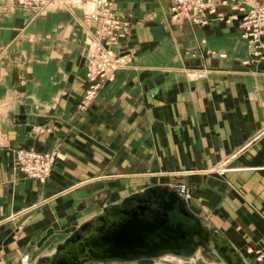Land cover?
<instances>
[{
  "label": "crops",
  "instance_id": "obj_1",
  "mask_svg": "<svg viewBox=\"0 0 264 264\" xmlns=\"http://www.w3.org/2000/svg\"><path fill=\"white\" fill-rule=\"evenodd\" d=\"M114 10L130 22L117 49L133 61L82 110L89 48L81 9L36 15L0 0V130L7 139L0 146V264L50 263L58 243L40 239L55 213H41L43 203L99 179L157 173L184 179L202 228L252 264L221 225L235 221L246 230L257 220L263 229L248 235L264 236V220L251 212L264 211V61L239 64L248 53L235 22L176 23L161 0H115ZM39 127L47 130L32 132ZM54 142L59 150L45 182L15 168L16 149L50 150ZM220 161L229 170L213 174ZM155 162L157 173L144 169Z\"/></svg>",
  "mask_w": 264,
  "mask_h": 264
},
{
  "label": "water",
  "instance_id": "obj_2",
  "mask_svg": "<svg viewBox=\"0 0 264 264\" xmlns=\"http://www.w3.org/2000/svg\"><path fill=\"white\" fill-rule=\"evenodd\" d=\"M75 232L49 264L131 263L163 255L188 260L203 240L221 264H247L231 242L202 228L182 197L161 186L128 195L113 214L81 225Z\"/></svg>",
  "mask_w": 264,
  "mask_h": 264
},
{
  "label": "built area",
  "instance_id": "obj_3",
  "mask_svg": "<svg viewBox=\"0 0 264 264\" xmlns=\"http://www.w3.org/2000/svg\"><path fill=\"white\" fill-rule=\"evenodd\" d=\"M19 7L32 10L33 13H45L55 9H82V23H86L84 41L92 43L86 55L89 77L83 98L79 101L81 108H86L96 97L97 93L113 78L118 70L128 67L127 55L114 57L110 55L121 40L129 34L128 21L120 17L114 10L113 0H12ZM168 4L172 19L176 23L183 21L190 24H205L210 21L222 23L235 22L238 33L249 47H253L251 59L264 56V2L257 0H161ZM219 6L228 7L231 12L219 9ZM92 33V35H89ZM101 41V42H100ZM117 56V55H115ZM223 56V55H222ZM125 59V60H124ZM249 60H245L247 63ZM99 70V71H98ZM56 151H38L25 147L17 149L15 162L17 170L24 176L39 182L46 181L51 175L55 163ZM186 202L191 197L187 185H176L174 190ZM257 260L264 258V252L257 253Z\"/></svg>",
  "mask_w": 264,
  "mask_h": 264
},
{
  "label": "rangeland",
  "instance_id": "obj_4",
  "mask_svg": "<svg viewBox=\"0 0 264 264\" xmlns=\"http://www.w3.org/2000/svg\"><path fill=\"white\" fill-rule=\"evenodd\" d=\"M113 1L115 3V0H113ZM224 7L219 6V9H222ZM123 18L128 21V25L130 27L129 20L125 17H123ZM208 23L199 24V25L205 26ZM232 23H225V24H232ZM130 30H131V28L129 29V32H130ZM244 42H245L248 54L245 55V57H243L244 60H241L239 62V64L241 63L242 66L245 67L246 69H249L247 67L249 65L254 64V66H255V65L261 64L264 61V56L263 57L257 56V59H255L253 61L251 59L252 56L250 54L251 53L250 51H253V47L251 46L248 48L247 42L245 40H244ZM263 42H264V40H263ZM110 55H111V57L113 56L114 59L118 56L127 55L130 58L129 62L127 64L128 67L131 64V62L133 61V56L131 55L130 52L121 53L117 49V47L114 48V50L112 51V53H110ZM115 55H117V56H115ZM246 59L249 60L247 63H245ZM128 67H126V68H128ZM98 93H97V95H98ZM84 94H85V92H84ZM82 98H83V96H82ZM235 98L236 97H234V99ZM88 106L86 108H84V110H86L88 108ZM0 110H1V108H0ZM46 130H47L46 127H39V128L33 129L32 132L39 134V133H44V131H46ZM5 136H6V133L0 130V146H3L7 142V139ZM58 145L59 144L57 142H54V144L52 145V148L50 150H41V151L50 152V151L55 150L56 151L55 162H56V156H57L58 150H59ZM16 151H17V149L15 150V153H16ZM14 160H15V155H14ZM155 163H150L148 165V167L146 166V167H144V169H149V170H151L150 172L157 173L158 169L160 170V162H158V163L155 162ZM216 164H218V165L223 164L220 168L228 169L227 167H229V165L227 166L226 161H220L219 163H216ZM54 165H55V163H54ZM54 165H53V167H54ZM218 165H215L213 168H215ZM15 168L17 169L16 163H15ZM52 170H53V168H52ZM105 170L106 169H104V171ZM135 170H137V169H135ZM228 170H226V171H228ZM107 171H108V169H107ZM226 171L219 172L216 169H215V171L211 170V172L213 174L217 173L219 175L227 173ZM212 173H209V174H212ZM26 177H27V179L35 180V179L30 178L28 176H26ZM108 180H110V181H108V182L107 181H100V179H99L97 181H94L95 183L89 182V183H86L82 186L72 188L70 191L64 193L63 195L56 197L55 198L56 200H50L48 202L43 203L42 206H39V211L41 213L44 212L45 216L50 217L52 215V213H55V215H54L55 218H57V216H58V219L53 218L54 221L51 220L47 224H44L43 229H42L43 237L40 239L41 240L40 243L42 244V243H44L45 240H46L45 242L50 240L51 242L52 241L57 242L58 246L60 244H63L65 242V240L70 235H72V233H74V231H76L79 228L80 225H83L86 222L92 221V220H94L100 216H103V215L109 213V212H113L114 209H116L117 207H120L122 205L124 200L130 194H138V193L143 194L148 188H157L158 186L168 187V188H171L170 191H172V190L174 191L176 188V185H179V184L187 185L191 191L190 186L183 181L184 179H181V177H179V175H172V174L169 176V180L164 179V177L161 176V173H157L155 175H149V176H147V175L143 176L142 175V176H137V177L136 176L135 177H130V176H128V177H120V176L115 177L114 176L113 178L111 177ZM35 181H37V180H35ZM37 182H39V181H37ZM39 183H41V182H39ZM230 188L233 191H235L238 195H241L240 189L235 184L231 183ZM191 197H192V191H191ZM55 202H56V204H54ZM256 210L258 211V209L256 207L251 206V212L254 214V217L255 218L259 217V218H262L264 220V211L259 210L260 213H257ZM258 214L261 216H259ZM221 227L226 229L230 233V237H232L233 241L236 242L239 249L243 253H245L246 256H248L251 259L252 264H258V261L257 262L254 261L255 260L254 255H255V253L257 255V253L261 252V251L264 252V236H262V237L260 236L259 238H257L256 236L249 237L248 233H249V231H251V233H252L253 232L252 230L259 231L260 229H263L261 226V222L260 221L257 222V220H251L250 219V222L247 223V227H249V229H246V230H243L244 227H241V224L237 223L235 221L223 223L221 225ZM58 231L69 233V235L59 237ZM207 231L210 232L211 229H207ZM235 236H239V237L235 238ZM55 242L52 244L54 249L56 248L55 246L57 245V243H55ZM201 243H202V246L200 247V249L197 252L198 258L195 260L189 259L184 264H216V263L221 264L219 258L216 257L208 249L207 241L203 240V241H201ZM249 248H252V249L250 250ZM248 249L250 250L249 252H247ZM256 249H260V250L256 251ZM46 253L49 254L50 252H46ZM252 253H253V255H252ZM46 258L48 260L51 259V255L47 256ZM147 259H149V258H147ZM156 259H159V258H156ZM163 261H166V262L167 261L168 262H173V261L183 262L179 259L169 258L167 260L160 259L159 262L158 261L154 262L151 260H145L144 262L135 263V264H175V263H164ZM114 264H127V263L116 262Z\"/></svg>",
  "mask_w": 264,
  "mask_h": 264
},
{
  "label": "bare ground",
  "instance_id": "obj_5",
  "mask_svg": "<svg viewBox=\"0 0 264 264\" xmlns=\"http://www.w3.org/2000/svg\"><path fill=\"white\" fill-rule=\"evenodd\" d=\"M64 9H66V10H68V11H70V12H73V10H75V9H81V7L79 6V8H71V9H67V8H64ZM64 9H60V10H64ZM56 10H58V9H55V8H52V9H50L49 11H46L45 13H35L36 15H44V14H46V13H48L49 14V12H53V11H56ZM81 11H82V9H81ZM83 13H82V17H83ZM80 23H81V25L83 26V28H85L86 29V31H88V29H87V25H86V23H82V19L79 21ZM89 35H92V33H90ZM93 47V45H92V43H89V44H87V48H92ZM89 49H88V51H89ZM88 60V59H87ZM130 66V65H129ZM86 77H87V75H86ZM88 78V81H90L89 80V77H87ZM89 85V84H88ZM102 89V88H101ZM96 98V97H95ZM94 98V99H95ZM93 99V100H94ZM82 110H84V108H81ZM219 172H223L224 170L222 169V168H220L219 170H218ZM118 208V207H117ZM110 213H112V212H110ZM90 222V221H89ZM88 223V222H87ZM86 224V223H85ZM84 224V225H85ZM198 255V254H197ZM196 255V256H197ZM168 256H171V257H168ZM173 256L172 255H163V256H161L159 259H147V258H145V260H151V261H154V262H156V261H158L159 262V260L160 259H162V260H167V259H169V258H171V259H174V257H177V258H179V259H181V260H183L182 258H180V257H178V256H175L174 255V257L172 258ZM195 258V257H194ZM176 259V258H175ZM193 259V258H192ZM145 260H139V261H135V262H131V263H127V264H135V263H140V262H144ZM183 261H185V260H183ZM114 263H116V262H113V264ZM97 264H112V263H97ZM217 264V263H216ZM219 264V263H218Z\"/></svg>",
  "mask_w": 264,
  "mask_h": 264
},
{
  "label": "flooded vegetation",
  "instance_id": "obj_6",
  "mask_svg": "<svg viewBox=\"0 0 264 264\" xmlns=\"http://www.w3.org/2000/svg\"><path fill=\"white\" fill-rule=\"evenodd\" d=\"M124 203V202H123ZM123 203H122V205H123ZM121 205V206H122ZM120 206V207H121ZM120 207H118V208H120ZM118 208H116V209H114V211L112 212V213H107V214H105V215H103L104 217L105 216H107V215H110V214H113ZM101 217V216H100ZM100 217H98L97 219H100ZM93 221V220H92ZM91 222V221H90ZM86 231L87 230H84L82 233H81V235L82 236H84L85 234H86ZM76 232L74 231V233H72V235H74ZM72 235H70L66 240H65V242L63 243V244H60L59 246H58V250L56 251V253H55V255L53 256V258L57 255V253H58V251H59V249L62 247V246H65L66 244H67V240L68 239H70L71 237H72ZM73 249V247L71 248V250ZM53 258H52V260H53Z\"/></svg>",
  "mask_w": 264,
  "mask_h": 264
}]
</instances>
